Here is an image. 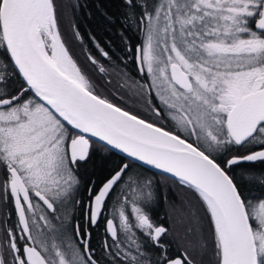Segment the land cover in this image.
Listing matches in <instances>:
<instances>
[{
	"label": "rangeland",
	"instance_id": "374dc122",
	"mask_svg": "<svg viewBox=\"0 0 264 264\" xmlns=\"http://www.w3.org/2000/svg\"><path fill=\"white\" fill-rule=\"evenodd\" d=\"M48 2L52 25L49 33L39 32V41L54 60L50 37L57 36L72 78L87 88L92 89L93 85L100 96L159 126H170L198 142L201 151L214 153L224 163L239 154L221 156L227 142L223 137V121L243 97L264 88V36L254 34L250 28L259 17L264 0H166L152 10L143 9L145 30L139 46L144 73L135 76L117 68L110 70L111 76L106 74L105 66L92 64L89 58L97 59L96 55L82 51V44L70 34L71 24L68 26L64 17H68V11L64 8L59 18L51 1ZM172 63L178 64L187 74L192 84L189 91L175 89L170 77ZM5 70L0 52V99H3L4 82L9 86V80L2 75ZM112 78L118 80L116 87ZM9 99V104L0 107V264H20L21 256L11 253L9 231L13 239L30 242L48 264H86L69 230L72 222L68 215L58 222L36 205L34 215L39 217L36 219L30 213L28 237L18 230L6 186L7 167L11 160L29 166L39 189L56 200L59 213L63 215L67 202L77 194V187L74 188L72 182L63 186L64 201L57 200L55 182L62 183L63 173L62 166L56 161L57 158L63 159L62 149L56 148L59 142L55 144L53 140L59 135L62 123L44 105L30 95H24L23 90ZM154 108L167 119L164 124L161 117L154 115ZM261 143L264 144V124L243 147ZM131 174H126L121 189L135 190L140 197L137 195L136 201L124 198L121 202L118 191L110 211L120 230H126L122 216L130 213L138 219L139 230L149 232L151 237L157 226L165 228L159 240L168 241L172 246L156 262L161 264L168 254L183 253L188 263L215 264L219 238L209 209L206 208L210 221L196 195L185 186L173 185L174 192L169 194V202L160 209L158 219L151 218V225L144 227L142 220H150V217L142 205V196L149 198L151 194L154 199L152 185L164 188L166 181L155 184L151 178H143L135 183ZM128 184L133 186L128 189ZM247 213L255 226L253 237L259 261L264 258V197L256 202L248 200Z\"/></svg>",
	"mask_w": 264,
	"mask_h": 264
},
{
	"label": "water",
	"instance_id": "95a60500",
	"mask_svg": "<svg viewBox=\"0 0 264 264\" xmlns=\"http://www.w3.org/2000/svg\"><path fill=\"white\" fill-rule=\"evenodd\" d=\"M254 27L257 31H264V2ZM0 34L6 54L25 87L81 136L79 143L82 146H86L87 139L94 140L127 161L195 190L207 205L214 221L219 238V264H258L253 232L243 200L226 169L242 163L264 161V147L242 156H231L223 167L172 132L93 93L74 78L60 72L43 47L39 48L27 25L26 0H0ZM136 60L142 73L140 47L136 50ZM170 74L178 87L191 88L189 79L178 64H171ZM9 102V98L1 99L0 107ZM263 123L264 88L243 97L224 119L227 134L237 146L249 140ZM140 127L161 133L186 147L157 141L139 131ZM127 161L94 195L92 223L96 221L106 196L127 169ZM12 174L11 193L15 214L22 230L27 232L26 218L17 192L20 189L24 195L25 188L15 170H12ZM37 195L52 209L47 199ZM108 227L112 232L110 222ZM84 249L88 260L97 264L89 255L87 241ZM24 255L28 264H46L35 248L25 245ZM165 264H182V261L175 258Z\"/></svg>",
	"mask_w": 264,
	"mask_h": 264
},
{
	"label": "flooded vegetation",
	"instance_id": "af4514ba",
	"mask_svg": "<svg viewBox=\"0 0 264 264\" xmlns=\"http://www.w3.org/2000/svg\"><path fill=\"white\" fill-rule=\"evenodd\" d=\"M256 20V19H255ZM255 22V21H254ZM254 25V23H253ZM0 42H2L1 34H0ZM137 47H140L139 45L135 46V54L133 57H130L128 60H131L132 66L135 72H132L131 74L128 73L131 76L135 75H142L144 73V69L142 66V59L141 60V67H142V73L139 72V66L136 60V50ZM87 54L93 55L91 52H87ZM96 55V54H95ZM97 59L90 57V61L92 64L100 65L101 59L105 57L103 56H95ZM173 64V63H172ZM171 67V65H170ZM182 70V69H181ZM183 71V70H182ZM184 72V71H183ZM6 74V73H4ZM186 76L187 74L184 73ZM6 77V76H5ZM171 77V75H170ZM151 78V75H150ZM188 78V76H187ZM189 79V78H188ZM171 81L175 87L176 90L179 91H189L190 89H182L177 87L172 78ZM190 81V80H189ZM191 83V81H190ZM151 86V82H150ZM192 87V84H191ZM151 88V87H150ZM154 95V94H153ZM151 96V94H150ZM151 98V97H150ZM156 98H154L155 101ZM47 108V107H46ZM48 109V108H47ZM49 110V109H48ZM50 111V110H49ZM154 115L156 117H161L162 113L157 109H153ZM50 113L55 116L51 111ZM163 119L162 123L164 124L167 119L165 117H161ZM58 120L62 123V127H60L59 135L55 137L53 142L56 144L59 142L58 147H56L58 150L62 149V161L57 158L56 163L58 162L60 166H62V183L61 181L57 180L55 183V192L59 195L58 201H61L63 199V194H61V191H64L65 188L63 186H67L70 182L74 183V188L77 187V194L75 197L71 198L72 201H68L66 208V213L61 214L59 213V209L57 206L56 200H53L49 195L41 191L38 187L37 182L34 181L35 178H33V175L29 172V166L23 162H16V161H10L8 167H7V189H8V201L11 206L12 210V217L18 227V230L22 235H24L25 238L29 235V222H30V213H33V216L37 219L39 216H36L35 213V207L36 205L40 206L43 210H45L49 215H52L56 219V221L60 222V218L63 216H67L72 222L69 225V230H71V234L73 235L74 242L76 243V246L80 249L82 252V256L84 257L86 264H92L89 260L87 255L85 254L84 244L85 241H87L88 246V252L91 257L97 264H155L156 259L160 257L161 254H166V252L171 249V243L170 242H162L159 240V237L163 235L165 228L163 226H157L153 237H151V234L149 232H141L139 230V221L133 215L130 213L127 214V216H122L124 219L123 224L126 225V230L123 231V229L120 230V225H118L117 221L115 220L114 216L110 213L112 209V201L117 195L121 197V202L126 199L136 201L137 195L140 197V193L135 190H126L127 187H123V184L125 182L126 174L131 172V178L134 179V182H139L143 178H151L148 176V174H145L144 172H141L140 169H128L124 171L119 181L113 186V188L110 190L108 195L106 196L105 200L102 203L99 215L96 218V221L92 223V217H91V210H92V200L94 195L97 194L99 188L101 185L113 174L115 173L119 167L111 172L107 177L100 178L99 180L97 177L93 178H85L84 174L87 170H89V161L91 159H97V158H104L108 156L107 150H109L104 145L94 141V140H88L86 141V146H82L79 141L81 140V136L74 131L71 127H69L67 124H65L63 121H61L59 118ZM154 122V121H152ZM155 123V122H154ZM156 124V123H155ZM167 124V122H166ZM164 128H169L170 126L162 125ZM85 145V144H84ZM85 147V148H84ZM261 148V147H259ZM84 149V150H82ZM111 151V150H110ZM252 151V150H251ZM113 152V151H112ZM247 152H242V156ZM16 162V163H12ZM59 169V167H58ZM12 170H15V172L18 174L19 179L25 188V194H22V191L20 189L17 190L18 196L20 199V202L23 206L26 223H27V232H24L17 220L16 214H15V208L11 193V182L13 181V174ZM124 181V182H123ZM139 185V184H137ZM125 186V185H124ZM133 185L128 184V189H130ZM153 187V195L154 199H151V194L149 198H146L145 195L142 196V205L144 208H146V213L149 215L150 220L144 218L142 220V224L145 226L151 225V218L154 220L155 215L157 211L155 210V207L157 204H155V198L157 194H162V187L160 185H152ZM121 189V190H120ZM126 192V193H125ZM41 195L45 199L48 200V202L51 204L52 209H49L38 197V195ZM163 195V194H162ZM157 200V199H156ZM64 201V199L62 200ZM144 201H147V203H144ZM66 217V218H67ZM111 223V229L112 232L109 230L108 223ZM160 228L161 230H157ZM164 228V229H163ZM12 235L11 231H9V238H10V247H11V253L20 258V264H28L24 255V246L27 245L29 247L35 248L30 242L26 240L19 241L18 238H13L10 236ZM174 245V244H173ZM40 255L45 260L42 253L35 248ZM181 255H175L170 256L171 254H168V258L161 261V264H165L168 260L180 258L182 261V264H191L188 263L187 259L183 257V253H180ZM46 264L47 261L45 260ZM156 264H160L158 261Z\"/></svg>",
	"mask_w": 264,
	"mask_h": 264
},
{
	"label": "trees",
	"instance_id": "16d2710c",
	"mask_svg": "<svg viewBox=\"0 0 264 264\" xmlns=\"http://www.w3.org/2000/svg\"><path fill=\"white\" fill-rule=\"evenodd\" d=\"M52 6L54 8V12L57 17L60 18V15L63 14V9L68 11V17H65L68 26L71 24L70 34L75 37L82 44V51L91 52L92 54H96L98 56H103L101 59V65L105 66L106 74L111 76L110 70L117 68V70H124L125 72L132 73L135 72L133 69V64L128 60L130 57L134 56L135 46L142 43V35L145 30V23L143 19V9L152 10L157 7V5L162 4L166 0H50ZM248 23V22H247ZM251 23V22H250ZM249 24V23H248ZM250 28L254 34L259 36H264V33H257L253 26L250 24ZM69 36V35H68ZM61 38L64 40L63 36ZM72 38V37H71ZM1 40V39H0ZM65 42V41H64ZM68 48V47H67ZM0 52L2 56V60L6 66V70L2 73L3 77L9 80L8 84L4 82V93L1 97L9 98L17 92L23 90L24 95H30L36 102H41L27 89L24 83L21 81L17 73L15 72L7 54L3 44L0 42ZM128 58V59H127ZM112 72V71H111ZM5 78V79H6ZM114 82L113 86H117L118 80L116 78L111 79ZM93 93L97 94L96 90L88 88ZM100 96L99 94H97ZM108 101V98L100 96ZM111 103L116 106L126 110L127 112L142 118L146 121L154 123L150 120H147L145 117L128 110L124 106L120 104H116L112 101ZM224 116V115H223ZM58 119V117L55 115ZM60 119V118H59ZM164 128V127H162ZM178 137L184 139L191 145L199 148L197 145L198 142H194L192 139L186 137L183 134H180L174 131L172 128H164ZM223 137L225 138L226 146L221 153V156H226L232 153L238 152L240 155L242 152L251 151L253 149L263 147L264 144H251L241 147H236L228 138L225 127L223 125ZM202 152H204L202 150ZM206 155L211 157L214 161L225 166L220 157H217L213 153V155L204 152ZM108 156L104 158L91 159L89 161V170L84 174L85 178H100L107 177L111 172L116 170L121 163L127 161L120 155L107 150ZM128 169H140L141 172L148 174L151 177V181L155 184L158 182H163L165 180V184L169 185L161 189L162 194H157L155 198V210L157 211L155 215V219H158L160 216V209L162 210L165 202L169 200V194L173 191V185L185 186L188 190L193 192L197 199L201 202L202 206L206 210L207 205L199 196V194L193 190L192 188L181 184L179 181L171 179L169 177L156 174L152 171L145 169L144 167L127 161ZM227 173L230 175L231 179L234 181L239 194L243 200L246 211L248 208V200L258 201L264 197V161H259L255 163H242L234 166H230L226 169ZM159 180V181H158ZM157 199V200H156ZM169 202V201H168ZM207 212V210H206ZM209 216L207 212V217ZM211 216V214H210ZM209 216V221L211 220ZM249 217V216H248ZM249 221L251 224L252 231L254 233V223H252L250 217ZM214 233V232H213ZM175 247V246H174ZM176 255V254H174ZM171 254L170 256H174ZM215 264H219V251L215 260ZM258 264H264V258L261 257L258 261Z\"/></svg>",
	"mask_w": 264,
	"mask_h": 264
},
{
	"label": "bare ground",
	"instance_id": "6f19581e",
	"mask_svg": "<svg viewBox=\"0 0 264 264\" xmlns=\"http://www.w3.org/2000/svg\"><path fill=\"white\" fill-rule=\"evenodd\" d=\"M52 13L50 10L48 0H26V21L31 35L34 37L39 48L42 49L41 43L39 41V32L46 31L49 33V30L52 25ZM50 43L53 53V63L55 67L65 74L66 76L71 77V70L69 68L67 57L63 46L55 34L50 37ZM141 128V127H140ZM145 135L151 136V138L162 141L164 143L173 144L179 146L180 148H185L186 146L179 141L166 138L161 133H155L149 129L141 128L139 130Z\"/></svg>",
	"mask_w": 264,
	"mask_h": 264
}]
</instances>
